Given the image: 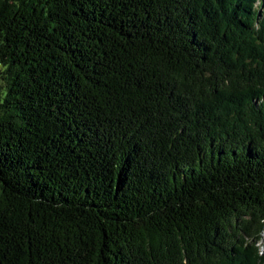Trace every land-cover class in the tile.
<instances>
[{
  "label": "trees",
  "instance_id": "trees-1",
  "mask_svg": "<svg viewBox=\"0 0 264 264\" xmlns=\"http://www.w3.org/2000/svg\"><path fill=\"white\" fill-rule=\"evenodd\" d=\"M257 0H0V264H264Z\"/></svg>",
  "mask_w": 264,
  "mask_h": 264
},
{
  "label": "rangeland",
  "instance_id": "rangeland-1",
  "mask_svg": "<svg viewBox=\"0 0 264 264\" xmlns=\"http://www.w3.org/2000/svg\"><path fill=\"white\" fill-rule=\"evenodd\" d=\"M257 7L259 11V18L264 16V0H257ZM264 243V240H263Z\"/></svg>",
  "mask_w": 264,
  "mask_h": 264
}]
</instances>
